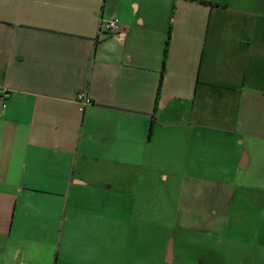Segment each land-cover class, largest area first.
Here are the masks:
<instances>
[{
	"label": "crops",
	"instance_id": "crops-1",
	"mask_svg": "<svg viewBox=\"0 0 264 264\" xmlns=\"http://www.w3.org/2000/svg\"><path fill=\"white\" fill-rule=\"evenodd\" d=\"M1 90L0 264H264V0H0Z\"/></svg>",
	"mask_w": 264,
	"mask_h": 264
},
{
	"label": "rangeland",
	"instance_id": "rangeland-1",
	"mask_svg": "<svg viewBox=\"0 0 264 264\" xmlns=\"http://www.w3.org/2000/svg\"><path fill=\"white\" fill-rule=\"evenodd\" d=\"M155 188H157V187H155ZM154 189H152V192H153L151 194L152 195V198L157 195L155 193V190ZM158 199L159 200L161 199V196L160 195L158 196ZM139 214L141 215V219H146V220H149L151 218V216L154 215V214H150V213H146V214L136 213V216H138ZM156 215H157V218L159 219V221L161 222V224H162V222L164 224H166V222L168 221V219H167L168 216L166 215V213H164V212L163 213L162 212H158ZM133 224L134 223L132 222V225ZM143 226H145V225H143ZM146 227L147 228H145L144 232H142L141 235L139 233V236L141 238L140 241L142 243V246H146V248L149 249L152 241L153 240H156L157 238H160L161 235H160V232L159 231H163L164 229H162L160 227H158V228L157 227H153V226H150V225L149 226H146ZM149 230L151 231L150 233L148 232ZM187 237L188 238H191V239H198V237H191V236H187ZM160 251H161V242L159 240L158 249H157V254H158L159 260H160ZM159 264H162V263H159Z\"/></svg>",
	"mask_w": 264,
	"mask_h": 264
},
{
	"label": "built area",
	"instance_id": "built-area-1",
	"mask_svg": "<svg viewBox=\"0 0 264 264\" xmlns=\"http://www.w3.org/2000/svg\"><path fill=\"white\" fill-rule=\"evenodd\" d=\"M116 26H117V22L111 21L107 25L105 24L103 26V28L113 29V28H116ZM8 97H9V93L7 91H5V90L0 91V107L5 106V102L8 99ZM77 100L82 104H88L89 103V100L84 93H80L77 96Z\"/></svg>",
	"mask_w": 264,
	"mask_h": 264
},
{
	"label": "trees",
	"instance_id": "trees-1",
	"mask_svg": "<svg viewBox=\"0 0 264 264\" xmlns=\"http://www.w3.org/2000/svg\"><path fill=\"white\" fill-rule=\"evenodd\" d=\"M160 82H161V80H160ZM158 91H159V87H158ZM151 131H152V124H151V127H150V133H151Z\"/></svg>",
	"mask_w": 264,
	"mask_h": 264
}]
</instances>
